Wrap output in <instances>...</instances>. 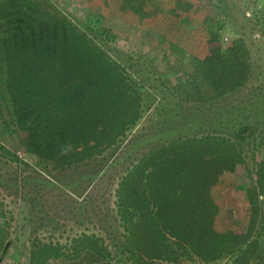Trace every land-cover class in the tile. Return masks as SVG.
I'll return each mask as SVG.
<instances>
[{"label": "trees", "instance_id": "16d2710c", "mask_svg": "<svg viewBox=\"0 0 264 264\" xmlns=\"http://www.w3.org/2000/svg\"><path fill=\"white\" fill-rule=\"evenodd\" d=\"M126 4L132 12L143 11L132 0ZM245 5L254 12L248 20L260 22L264 34V0ZM226 8L220 0L205 6L196 36L202 57L175 47L174 64L160 73L164 105L155 109L175 114L193 132L171 136L177 128L169 125L166 138L148 141L123 170L114 189L115 211L110 210L115 230H104L111 247L103 234L84 231L72 238L68 254L63 245L45 244L31 252L32 262L87 250L97 264H264V182L254 181L243 154L255 118L264 119V93L255 87L262 101L226 109L224 103L239 97L253 75L238 27L230 40L222 38L227 16L233 17ZM86 18L81 26L52 0H0V131L24 132L21 144L52 167L116 150L157 97L111 56L107 40L114 34L103 17L89 10ZM222 104L226 114L206 117L207 109ZM137 139H130L125 158L133 145L145 146ZM2 159L28 165L0 141ZM226 178L244 186L250 210L243 229L217 227L214 189Z\"/></svg>", "mask_w": 264, "mask_h": 264}, {"label": "rangeland", "instance_id": "374dc122", "mask_svg": "<svg viewBox=\"0 0 264 264\" xmlns=\"http://www.w3.org/2000/svg\"><path fill=\"white\" fill-rule=\"evenodd\" d=\"M52 1L81 26H84L89 10H94L74 0ZM117 1L113 2V6L107 1V7L99 11L103 24L111 28L114 34V38L107 40L109 53L120 61L135 80L144 84L145 90H152L157 97L143 109L142 116L126 132L125 137L118 141L119 147L116 150L108 147L92 158L70 167L44 164L21 144L24 132L4 134L0 131V141L14 149L28 164L26 166L10 160L3 162L4 158L0 162V246L6 244L12 247L8 252H0L2 259L13 256V259L16 256L21 260L27 259L32 251L50 243L65 246L62 252L68 254L72 238L84 231L103 234L105 242L111 247L112 241L104 230H115L116 223L110 210L115 211L114 189L123 170L131 160L145 151L148 141L152 143L166 138L169 125L177 128L171 136L193 132L186 125L180 124L175 114L166 113L162 108L155 109L156 104L159 107L164 105L162 94H158L160 78H163L161 68L168 69L172 63L170 58L163 57V51L167 48L166 39L176 40L186 49L185 56H203L196 36L205 16V6L212 0H132L142 6L143 11L140 13L132 12L127 7V0ZM220 1L222 7L227 6V11L233 16H227L226 22L229 21V24L225 22L227 25L222 29V38L230 40L236 35L234 26L238 27L249 49L252 65V78L238 94L240 96L236 95L224 103L226 109L233 106V111L239 101L247 103L250 99L256 102L263 100L261 95H255L254 90L260 86L262 92L259 93H264V34L260 22L249 19L256 23L253 27L248 20L254 12L251 6L246 7V0ZM178 76L181 79L184 77L182 72ZM163 95H167V99L171 98V94ZM224 104L207 109L209 116L206 117L212 119L226 114L225 109H222ZM255 121L243 154L252 168L254 181L259 183L264 182V177L259 176L264 173V119L256 117ZM241 131L245 132L246 128L242 127ZM136 136L139 138L137 141L140 140L145 146L139 148L137 144L133 145L128 151L130 157L125 158L127 153L124 152L132 142L130 139ZM256 161L260 164H255ZM237 182H240L239 179L226 178L215 186L214 195L221 206L217 227L223 228L226 225L243 229L246 226L250 206L244 186ZM262 208L264 210V206Z\"/></svg>", "mask_w": 264, "mask_h": 264}, {"label": "crops", "instance_id": "0c3cea01", "mask_svg": "<svg viewBox=\"0 0 264 264\" xmlns=\"http://www.w3.org/2000/svg\"><path fill=\"white\" fill-rule=\"evenodd\" d=\"M74 1H77V3H80L87 7H92L98 13H100L99 11H101L103 8L107 7L106 6L107 1H109L110 2L109 5H112V6H113V2H118L117 0H74ZM121 4L122 3H120V5ZM166 43H167V48H166V51H163V54H164L163 57L168 58V59L170 58L172 61V64H174V58L176 56L174 48L175 47L181 48L182 46L176 40L166 39ZM182 49L186 50L184 47H182ZM163 70H166V68L164 69L161 68L162 72ZM169 72L173 75L175 74L173 70ZM176 74H180V72ZM237 183H240V182H237ZM220 210H221V206H220ZM262 242L264 243V238L262 239ZM0 248H1L0 252L3 253V249L5 248V245H3V247L0 246ZM10 250H12V247L7 246V252ZM13 257H11L10 259H2L0 256V264H97V261L95 260L92 252L87 251V250L76 257H66L64 255H60L57 257H49L48 259H44L41 262H37V261L32 262L30 257H28L27 259H22V260L18 259L17 256H16V259H13ZM193 264H202V263H193Z\"/></svg>", "mask_w": 264, "mask_h": 264}]
</instances>
